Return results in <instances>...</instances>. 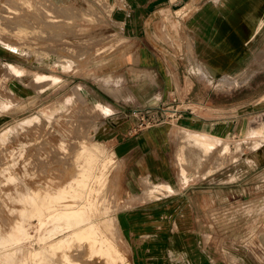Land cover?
<instances>
[{"label":"crops","instance_id":"0c3cea01","mask_svg":"<svg viewBox=\"0 0 264 264\" xmlns=\"http://www.w3.org/2000/svg\"><path fill=\"white\" fill-rule=\"evenodd\" d=\"M109 2L106 18L120 24L124 45L110 52L108 70L98 77L113 76L112 83H92L83 95L107 110L96 134L124 184L125 204L115 212V230L125 264H264V154L257 155L255 169L240 183L203 187L201 178L179 177L171 147L178 130L229 141L247 133L246 115L264 119V90L249 100L256 104L251 112L235 113L233 97H226L225 104L210 102L212 87L226 88L229 80L264 86L257 81L264 79V0ZM1 46L0 66L10 64ZM190 85L209 91H200L194 111L134 129L127 111L162 107ZM186 131L180 139L188 145ZM196 150L199 164L202 152ZM144 178L166 185L163 194L145 196L140 188ZM254 213L263 233L251 238ZM239 224L245 233L233 236Z\"/></svg>","mask_w":264,"mask_h":264},{"label":"rangeland","instance_id":"374dc122","mask_svg":"<svg viewBox=\"0 0 264 264\" xmlns=\"http://www.w3.org/2000/svg\"><path fill=\"white\" fill-rule=\"evenodd\" d=\"M109 3L0 0V33L4 36L0 35V45L11 60L0 66V264H125V249L115 230V212L125 204L124 184L114 173L113 159L96 134L107 110L83 95L92 83H112L113 76L98 77L108 70L110 52L124 45L120 24L108 20L112 9ZM229 81L233 85L225 82L226 88L212 87L210 102L225 104L226 97H233L235 113L255 109L256 104L249 100L263 92L264 86ZM185 90L175 105L187 111L196 108L200 91H208L204 86L191 85ZM225 91L230 94H222ZM89 109L93 110L91 114ZM246 122L247 133L229 141L178 130L171 147L179 177L201 178L203 187L211 184L221 188L236 180L239 182L234 185L240 183L243 175L255 169L257 155L264 154V119L249 114ZM184 131L190 133V141L201 137L209 147L214 146L210 151L201 148L204 156L199 164L194 158L196 148L180 139ZM84 146L88 154L82 156L79 151ZM228 160L233 161L224 166ZM210 174L213 176L206 178ZM140 188L145 196L148 193L156 198L166 185L144 178ZM62 189L70 194L60 200L58 210L44 208L41 212L38 204L44 194L55 196ZM89 202L93 203L90 207ZM84 205L80 223L73 228L93 223L116 255L90 256L88 243L77 241H71L69 248L67 245L55 248L54 253L35 255L73 230L65 227V220L58 219L57 213ZM250 216L255 220L249 236L256 238L263 227L257 220L259 214ZM237 227L233 236L241 237L245 230L240 224ZM62 255L68 256L65 261Z\"/></svg>","mask_w":264,"mask_h":264},{"label":"bare ground","instance_id":"6f19581e","mask_svg":"<svg viewBox=\"0 0 264 264\" xmlns=\"http://www.w3.org/2000/svg\"><path fill=\"white\" fill-rule=\"evenodd\" d=\"M229 82L230 81L227 82L228 85H233ZM87 111H88V114H91L93 112L92 109H89ZM186 141H187V143H189L188 145L191 147L195 146L196 148H199V147L200 148H208L209 151L214 149L213 148L214 146L209 147L206 144L207 143L206 140L201 138V137H199L198 139H194V141H189V139H187ZM79 153L83 156V155H87L88 151L85 149V146H84V148L80 149ZM203 156L204 155L202 153L201 158ZM78 157H80V156H78ZM69 194H70V192L68 190L64 191L63 189L59 193H57L55 196L44 194V196L41 198L42 200L38 204L39 207H41V212L44 210V208H46V209L47 208H54L55 210H58L57 207L59 206V203L62 202L60 200L65 199V197ZM89 203H88V205H89L88 207H90V205L93 204L92 202H91L92 204L91 203L89 204ZM64 205H63V207H64ZM66 206H68V205H66ZM85 207H86V205L78 207V209L76 208V210L75 209H73V210L69 209L66 211V209H65V210L57 213V218L61 219V220L62 219L65 220V222H66L65 227L66 228H73L74 226H76L80 223V219H81L80 211L83 210ZM69 208H71V207H69ZM41 212H40V214H41ZM99 232H100V230H99ZM71 241H73V242L77 241V242H79V244L81 242L88 243L87 248L89 249L90 256L91 255L92 256L95 255L96 257L110 256V258H111L112 256L114 257V255H116V251H115L114 247L112 246V244L110 242H108L105 238L100 236V234L96 230V226L93 223H88L86 226L78 228V229L73 228V230L71 231V233L67 237L61 238L58 241H56L55 243L54 242L51 243L50 245L47 246V248L40 249V251L36 252L35 255H40V256L46 255L47 251H50V253H54L55 248H56V250L61 249L59 247L67 246ZM72 244L73 243H71V245ZM69 246L70 245H68L67 247L69 248ZM67 247H66V250H67ZM62 250H63V248H62ZM66 257H68V256L66 255L64 257V261H65ZM106 259H108V258H106ZM74 264H76V263H74Z\"/></svg>","mask_w":264,"mask_h":264},{"label":"built area","instance_id":"2783aa9c","mask_svg":"<svg viewBox=\"0 0 264 264\" xmlns=\"http://www.w3.org/2000/svg\"><path fill=\"white\" fill-rule=\"evenodd\" d=\"M176 101L177 97H173L168 104L162 107L133 110L129 117L133 120L134 129H146L178 118L183 110L178 109L175 105Z\"/></svg>","mask_w":264,"mask_h":264}]
</instances>
